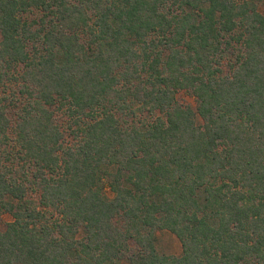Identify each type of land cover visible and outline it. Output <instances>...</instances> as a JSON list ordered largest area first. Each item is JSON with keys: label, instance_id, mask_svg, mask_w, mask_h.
I'll return each instance as SVG.
<instances>
[{"label": "trees", "instance_id": "trees-1", "mask_svg": "<svg viewBox=\"0 0 264 264\" xmlns=\"http://www.w3.org/2000/svg\"><path fill=\"white\" fill-rule=\"evenodd\" d=\"M260 1L0 0V264H264Z\"/></svg>", "mask_w": 264, "mask_h": 264}, {"label": "rangeland", "instance_id": "rangeland-1", "mask_svg": "<svg viewBox=\"0 0 264 264\" xmlns=\"http://www.w3.org/2000/svg\"><path fill=\"white\" fill-rule=\"evenodd\" d=\"M259 10L264 14V0H261L259 3ZM2 35L0 33V40ZM227 66V65H226ZM178 98L183 103H189L194 108L196 107V99L195 97L187 91H180L178 93ZM66 126V122H64ZM67 127V126H66ZM69 132V130H67ZM70 140V136L68 137ZM107 192L110 196H112V192L107 186ZM13 220V217L9 213H3L0 218V229L5 230L6 226L9 222ZM131 245L135 246L134 240L131 241ZM157 248L160 253L164 254H175L179 255L182 252V246L178 238L168 230H160L157 232ZM120 264H130L127 260H122Z\"/></svg>", "mask_w": 264, "mask_h": 264}]
</instances>
